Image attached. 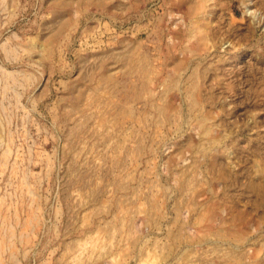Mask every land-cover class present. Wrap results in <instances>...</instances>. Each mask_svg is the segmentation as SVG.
I'll use <instances>...</instances> for the list:
<instances>
[{
    "label": "rangeland",
    "instance_id": "obj_1",
    "mask_svg": "<svg viewBox=\"0 0 264 264\" xmlns=\"http://www.w3.org/2000/svg\"><path fill=\"white\" fill-rule=\"evenodd\" d=\"M0 264H264V0H0Z\"/></svg>",
    "mask_w": 264,
    "mask_h": 264
}]
</instances>
